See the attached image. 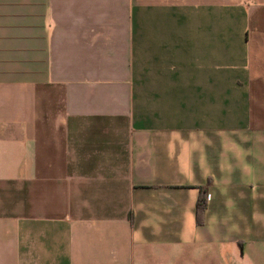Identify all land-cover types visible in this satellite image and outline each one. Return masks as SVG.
Returning <instances> with one entry per match:
<instances>
[{"label": "crops", "instance_id": "0c3cea01", "mask_svg": "<svg viewBox=\"0 0 264 264\" xmlns=\"http://www.w3.org/2000/svg\"><path fill=\"white\" fill-rule=\"evenodd\" d=\"M0 264H264V0H0Z\"/></svg>", "mask_w": 264, "mask_h": 264}, {"label": "trees", "instance_id": "16d2710c", "mask_svg": "<svg viewBox=\"0 0 264 264\" xmlns=\"http://www.w3.org/2000/svg\"><path fill=\"white\" fill-rule=\"evenodd\" d=\"M206 194L200 193L196 202V218L198 221L201 220V216L206 206Z\"/></svg>", "mask_w": 264, "mask_h": 264}, {"label": "built area", "instance_id": "2783aa9c", "mask_svg": "<svg viewBox=\"0 0 264 264\" xmlns=\"http://www.w3.org/2000/svg\"><path fill=\"white\" fill-rule=\"evenodd\" d=\"M209 197V194L208 193H206V199Z\"/></svg>", "mask_w": 264, "mask_h": 264}]
</instances>
